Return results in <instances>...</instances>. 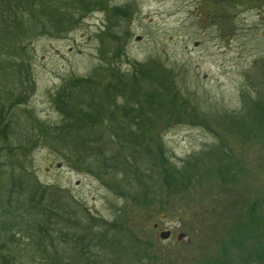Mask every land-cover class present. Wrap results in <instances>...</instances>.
<instances>
[{"label": "rangeland", "instance_id": "1", "mask_svg": "<svg viewBox=\"0 0 264 264\" xmlns=\"http://www.w3.org/2000/svg\"><path fill=\"white\" fill-rule=\"evenodd\" d=\"M91 78L133 111L64 122ZM0 264H264V0H0Z\"/></svg>", "mask_w": 264, "mask_h": 264}, {"label": "trees", "instance_id": "2", "mask_svg": "<svg viewBox=\"0 0 264 264\" xmlns=\"http://www.w3.org/2000/svg\"><path fill=\"white\" fill-rule=\"evenodd\" d=\"M110 75L111 72H110ZM112 80H113V76ZM91 79H82V80H77V81H73L70 83L65 84L62 89L60 90L59 94H58V102L60 103V113L61 116H63L62 120L66 123L69 122V125L71 126V122H74L76 124H86L88 125V128L86 126H84L87 129L89 128V122L92 120H97L100 122H105L106 120H108L109 117L115 115V113L119 112V109H121V112H128V111H133V107H125L124 104L121 106H116V103H111V101H109L110 103H105V101L107 100L108 97H110V94H102L97 93L96 91V85L95 83H93V81H91ZM130 84V82H127ZM133 84V82H132ZM110 85V82H108V86ZM121 85L124 84H118V86L116 85L117 91H118V97L124 99V102H134V98L131 99L129 98L130 95H133L132 92H134L133 90L131 92L127 91L125 88L120 87ZM111 86V85H110ZM109 86V87H110ZM134 88L135 85L133 84ZM98 87V86H97ZM132 88V87H131ZM135 93V92H134ZM136 95V94H135ZM134 95V97H135ZM142 104L138 105L137 109H136V114L139 115L140 117H138V119H136L134 117V114H132V118H125V119H120V120H125V121H131L133 120V125L130 126L131 131H128L130 133H134V132H140V129H143V127L141 126V124L143 125V121H142V116L145 117L144 112L147 111H152V106L150 104V102H146L143 101L141 102ZM86 106L88 109H90L89 112L85 113V109L83 108V106ZM141 119V120H140ZM109 122L112 121H117L116 120H108ZM119 121V120H118ZM91 123V122H90ZM73 127V126H71ZM75 127L77 128V126L75 125ZM75 128V129H76ZM111 132L113 133L112 137L115 138H124L126 137V133H128L127 131H123V130H118V129H112ZM92 133L90 132H86L83 131L82 129H76V131H72L70 132V130L67 131H63L58 130L56 132V135L53 138L54 143L57 145H61L63 150L67 149L68 147H70L71 151L75 152H80V151H84L85 153L90 151L89 150V139L93 138ZM73 136V137H71ZM129 136V135H127ZM134 136V135H133ZM72 138H74V141L72 140ZM76 140V141H75ZM66 147V148H65ZM134 147L135 149H137L136 143H134V146H131L130 148ZM92 155V154H90ZM90 157V156H89ZM99 161V160H98ZM94 162H96V160H94ZM97 163V162H96ZM171 180L172 182H179V178L180 174L175 173L174 175H171ZM258 205L257 202H254L252 204V206L249 207L248 209V215H251L254 219L256 218L254 216V210L256 209V206ZM248 216V217H251ZM242 225L241 224H235L230 232L229 235V239L227 241V243L233 247H237V245L239 244L238 240L236 237L240 236V234L242 233L241 231ZM114 229V228H113ZM254 226H252L249 230V232H253ZM114 235V234H113ZM252 239L256 240V236L253 234ZM250 247H255L254 243L251 242V245H249Z\"/></svg>", "mask_w": 264, "mask_h": 264}, {"label": "water", "instance_id": "3", "mask_svg": "<svg viewBox=\"0 0 264 264\" xmlns=\"http://www.w3.org/2000/svg\"><path fill=\"white\" fill-rule=\"evenodd\" d=\"M169 235H170L169 232H162L160 233L159 238L161 240H166L169 237Z\"/></svg>", "mask_w": 264, "mask_h": 264}, {"label": "flooded vegetation", "instance_id": "4", "mask_svg": "<svg viewBox=\"0 0 264 264\" xmlns=\"http://www.w3.org/2000/svg\"><path fill=\"white\" fill-rule=\"evenodd\" d=\"M170 238H171V232H170L169 238L167 240H169Z\"/></svg>", "mask_w": 264, "mask_h": 264}]
</instances>
